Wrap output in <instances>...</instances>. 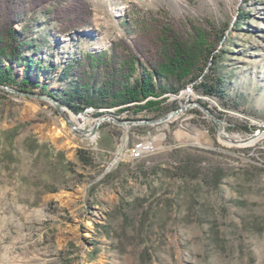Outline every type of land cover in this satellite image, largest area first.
<instances>
[{
  "label": "rangeland",
  "instance_id": "1",
  "mask_svg": "<svg viewBox=\"0 0 264 264\" xmlns=\"http://www.w3.org/2000/svg\"><path fill=\"white\" fill-rule=\"evenodd\" d=\"M88 1L80 37L54 36L41 15L32 26L45 43L28 56L55 72L31 78L49 93L67 88L57 77L68 62L113 42L132 48L139 21L164 17L213 24L222 37L207 82L220 84L208 97L199 81L164 80L158 112L65 107L90 127L110 118L95 141L52 103L0 86V264H264V135L251 142L264 124V0ZM23 76L13 66L5 87L21 92Z\"/></svg>",
  "mask_w": 264,
  "mask_h": 264
},
{
  "label": "trees",
  "instance_id": "2",
  "mask_svg": "<svg viewBox=\"0 0 264 264\" xmlns=\"http://www.w3.org/2000/svg\"><path fill=\"white\" fill-rule=\"evenodd\" d=\"M92 14L88 0H0V86L15 83L13 66H22L18 91L39 88L40 94L61 102L74 114L93 109L99 116L105 109L158 112V98L171 92L161 85L164 80L182 86L199 81L196 89L214 96L220 82L208 83L207 71L214 70L221 34L209 20H204L206 28L190 19L174 22L166 17L139 21L132 48L113 42L109 51L85 52L68 62L57 77L67 81V88L49 93L45 83H39V75L34 81L31 78L33 72L44 71L47 81L55 72L51 65L28 56L40 54L45 43L42 36H34L32 26L41 15L55 24L54 36L77 38L90 28ZM139 68L142 72L132 82Z\"/></svg>",
  "mask_w": 264,
  "mask_h": 264
},
{
  "label": "water",
  "instance_id": "3",
  "mask_svg": "<svg viewBox=\"0 0 264 264\" xmlns=\"http://www.w3.org/2000/svg\"><path fill=\"white\" fill-rule=\"evenodd\" d=\"M3 89H4L6 92L11 93V94H18V95H20V96L29 97V98H32V99L46 100V101L52 103V104L54 105V107L56 108V110L59 112V114H60L63 118L66 119V122H67L68 124H70V125L73 126V130H74V131H78V130H79L78 128H76V127L73 125V122H72L70 119H68V118L65 117L63 111H64V109H65L66 106L63 105V104L58 103L55 99H53V98H51V97H49V96H44V95H36V94H30V93H22V92L12 91V90H10L9 88H7V87H5V86H3ZM176 113H178V111L173 112V113H171V114H169V115H167V116H165V117H162V118L158 119V120L156 121V123L164 122V121H166V120L172 118ZM109 120H110L109 117H100V118L96 119V121H95L93 127L91 128V130H89V131H87V132L90 133V134H93L94 131L96 130V128L100 125L101 121H109ZM258 123H259V121H258ZM259 134H264V124H260L259 129H258V132H257L253 137H255L256 135H259Z\"/></svg>",
  "mask_w": 264,
  "mask_h": 264
},
{
  "label": "bare ground",
  "instance_id": "4",
  "mask_svg": "<svg viewBox=\"0 0 264 264\" xmlns=\"http://www.w3.org/2000/svg\"><path fill=\"white\" fill-rule=\"evenodd\" d=\"M39 78V77H38ZM212 106L215 105L216 106V103L215 102H212L210 101ZM70 120L72 122H75L77 124V128L80 130V131H83L86 133V136H89L90 140L91 141H95L96 139V136L94 135H91L90 133H88L87 131L91 130L92 127H90V121L89 119L85 116V115H80V116H71L70 117ZM104 122V121H101V123ZM100 123V124H101ZM61 127L59 129L57 128H54L53 130H51L49 133H48V136H49V139L53 142V143H56L57 141H59L61 138H63L64 136H66V132L64 130V125L61 124L60 125ZM91 135V136H90ZM262 135L264 134H259V135H256L254 139H252L251 142H254L256 139L260 138Z\"/></svg>",
  "mask_w": 264,
  "mask_h": 264
}]
</instances>
